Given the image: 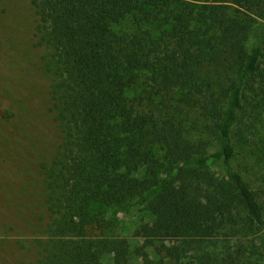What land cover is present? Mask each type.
<instances>
[{
    "label": "trees",
    "instance_id": "obj_1",
    "mask_svg": "<svg viewBox=\"0 0 264 264\" xmlns=\"http://www.w3.org/2000/svg\"><path fill=\"white\" fill-rule=\"evenodd\" d=\"M194 1L34 0L36 47L60 130L56 154L42 165L48 223L32 243L35 264H133L130 241L108 234L93 203L128 204L129 214L146 205L157 225L144 228L140 264H196L186 262L187 247L220 236L203 264L244 263L264 210L236 166L237 138L250 128L249 102L264 101V21L236 16L233 6L253 13L264 0ZM129 16L168 29L159 37L116 32ZM142 73L153 91H187L216 115L213 152H199L168 107L127 97ZM210 73L231 75L219 97ZM151 145L164 148L166 166ZM129 167L166 177L140 179ZM155 240L158 262L146 252Z\"/></svg>",
    "mask_w": 264,
    "mask_h": 264
},
{
    "label": "rangeland",
    "instance_id": "obj_2",
    "mask_svg": "<svg viewBox=\"0 0 264 264\" xmlns=\"http://www.w3.org/2000/svg\"><path fill=\"white\" fill-rule=\"evenodd\" d=\"M33 2L0 0V264H35L38 259L32 243L48 223L42 165L52 160L60 142V130L51 112L50 82L41 69L43 53L36 47L38 18ZM194 2L205 4L204 0ZM261 6L253 13L238 6H233V10L236 16L240 17L238 12L241 11L250 20L264 21V5ZM114 29L129 34L151 30L159 37L168 26L160 22L136 24L129 16ZM228 70L233 72L232 67ZM150 75L142 73L141 81L128 91L127 97L131 100L142 98L145 104L157 108L161 105L168 107L170 114L182 124L187 140L199 152H213L217 148L216 115L206 113L203 103H197L199 98L188 95L187 91H153L147 82ZM209 76L212 78V73ZM230 77L215 73L211 91L219 97ZM247 111L245 122L251 123L250 128L237 138L236 166L258 195L264 210V101L259 105L251 100ZM149 148L166 166L164 148L161 145ZM127 171L140 179L166 177L164 169L152 177L137 167H129ZM128 208V204H92V212L100 214L111 224L110 236L130 241L132 262L140 264L142 260L135 255V250L146 242L144 228L155 227L157 220L146 205L134 214H129ZM222 239L217 237L211 245L203 247L197 244L188 246L186 262L203 264L205 257L218 253ZM250 241L243 264H264V227ZM154 242L146 252L150 259L158 262L157 248L162 243L159 240ZM105 264H112L111 260L107 259Z\"/></svg>",
    "mask_w": 264,
    "mask_h": 264
}]
</instances>
